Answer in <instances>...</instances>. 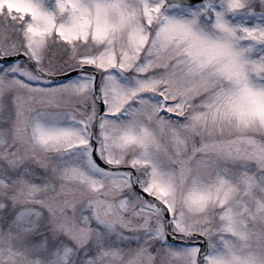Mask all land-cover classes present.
I'll return each instance as SVG.
<instances>
[{
  "label": "snow or ice",
  "instance_id": "obj_1",
  "mask_svg": "<svg viewBox=\"0 0 264 264\" xmlns=\"http://www.w3.org/2000/svg\"><path fill=\"white\" fill-rule=\"evenodd\" d=\"M0 264H264V0H0Z\"/></svg>",
  "mask_w": 264,
  "mask_h": 264
}]
</instances>
